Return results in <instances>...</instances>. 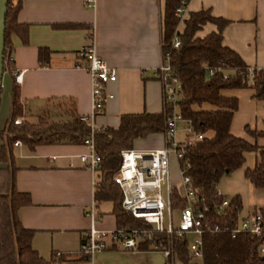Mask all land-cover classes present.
I'll list each match as a JSON object with an SVG mask.
<instances>
[{"label": "crops", "instance_id": "crops-1", "mask_svg": "<svg viewBox=\"0 0 264 264\" xmlns=\"http://www.w3.org/2000/svg\"><path fill=\"white\" fill-rule=\"evenodd\" d=\"M17 2L21 4L17 21L27 26V34L24 39L10 36L7 58L13 62L2 77L0 132L11 115L15 72L23 74L22 83L17 85L23 121L35 123L43 116L57 122L69 120L71 112L77 118L90 114V77L78 67L77 54L89 44L92 33L97 55L117 73V80L106 86L113 99L95 118L96 127L116 130L124 115L163 111L162 86L155 71L162 62L165 0H97L94 11L88 10L83 0H14ZM201 11L226 22L223 46L235 52L248 68L264 70V0H189L183 21L190 13ZM183 21L178 32L184 30ZM217 30L216 25L206 24L196 36L204 38ZM40 49L50 53L47 65L40 64ZM253 94L252 89L222 93L238 99L230 133L264 149V138L253 140L245 132V128L264 132V100L253 98ZM55 116L59 119L54 120ZM181 135L184 139L183 130ZM164 140L163 134L138 139L133 150L160 149ZM85 153L82 144L40 145L34 150L23 144L14 147L15 186L30 198V205L22 207L18 217L25 229L34 232L31 244L40 256L50 260L59 252L60 264H184L153 246L128 250L111 245L93 258L79 251L89 230L86 212L91 205L99 217V229H117L112 203L94 199L99 172L92 174L83 168L79 156ZM258 159L256 153L246 154L244 165L217 185L225 198L240 197V218L264 209V188H255L244 175Z\"/></svg>", "mask_w": 264, "mask_h": 264}, {"label": "trees", "instance_id": "trees-1", "mask_svg": "<svg viewBox=\"0 0 264 264\" xmlns=\"http://www.w3.org/2000/svg\"><path fill=\"white\" fill-rule=\"evenodd\" d=\"M189 0H165L163 15L162 53L170 57L172 76L181 84V99L178 111L183 120L190 121L193 129L203 136L186 148L180 164L187 168V175L197 198L196 209L203 211L202 258L196 261L188 250V238L170 240L151 231V226L135 220L121 208L122 193L113 183L112 176L121 163L120 153L132 150L138 139L164 134L169 110L158 114L141 113L124 115L116 130L105 129L94 136L96 152L102 161L99 180L94 190L96 202H111L118 229H142L148 231L150 239L141 246L148 249L159 243L172 245L177 257L184 264H264V232L260 236L247 233L233 235L242 205L239 196L229 199L221 212L219 206L225 197L217 196V185L223 177L240 169L248 153H256L259 159L253 169H247L245 178L257 189L264 188V149L256 143L238 138L230 133L234 114L238 110V99L222 95L227 90L252 89L253 98L264 100V70L254 69L252 76L240 57L222 44V31L226 22L211 16L209 11L190 13L184 20V30L177 31L180 19L175 16L182 2ZM20 2L8 0L5 19L4 60L10 49V36L25 38L27 26L17 21ZM206 24L217 26L213 32L199 38L196 34ZM178 37L180 46L173 48L172 40ZM49 51L39 50L41 65L48 64ZM4 70H6L4 68ZM213 71V75H209ZM227 77L224 79V77ZM71 112V111H70ZM19 88L12 89L11 115L0 132V264H60L55 253L50 260L44 259L32 247L34 232L25 229L18 217L22 207L30 205L27 194L17 191L15 186L14 144L21 142L30 150L40 145H81L89 135V128L70 113L69 120L50 122L38 117L35 123L24 120L19 125L14 120L22 118ZM245 132L253 140L264 138V132ZM172 212L186 207L176 187L170 191ZM255 213L262 218L264 209ZM218 227L219 232L207 229Z\"/></svg>", "mask_w": 264, "mask_h": 264}, {"label": "built area", "instance_id": "built-area-1", "mask_svg": "<svg viewBox=\"0 0 264 264\" xmlns=\"http://www.w3.org/2000/svg\"><path fill=\"white\" fill-rule=\"evenodd\" d=\"M84 6L94 11L97 6V0H83ZM186 1L182 2L181 7L175 11V16L182 22L184 11L187 6ZM89 44L79 50L77 56L79 59L78 67L84 69L91 82V112L89 115L78 117L79 121L84 123L90 131V135L84 139L82 146L86 153L79 156V161L83 168L92 174L99 172L101 157L96 152L94 136L97 132L105 129L97 128L95 118L103 114L105 104L113 96L106 92V86L117 80L116 70L110 67L105 60L100 58L95 50L93 33L88 37ZM173 48L180 46L178 37L172 40ZM12 58L4 60V68L12 66ZM253 69L248 68L247 74L251 77ZM213 75V71H209ZM14 83L20 85L23 80L22 72H15ZM155 78L162 86L163 110H169V117L166 121L164 132V146L160 149L148 151L125 150L120 153L121 163L114 172L112 181L116 184L122 193L121 208L124 212L130 214L133 219L141 220L151 226L154 233L164 234L172 243L174 238L183 240L192 236L193 240L188 243V250L193 259L201 261L202 258V222L203 211L196 209L197 198L194 193L191 179L187 175V168L180 164L185 155L186 148L194 142L203 139V136L197 133L190 121L183 120L178 111V102L181 99V84L178 79L172 76L170 57L168 54H162V62L155 71ZM227 77L225 76L224 79ZM23 122L22 118L14 120L15 125ZM179 122L185 124L183 130L184 140L178 141L177 125ZM21 142H16L14 146L20 147ZM171 159L178 163V173L183 187L182 198L186 201V207L179 212H172L170 205V191L174 187L170 183V162ZM217 196H222L217 191ZM224 197V196H223ZM229 204V199L224 198L219 206L218 212H221ZM174 214H177L175 219ZM89 218V230L82 238L79 251L89 258L102 250L108 249L111 245H117L122 249L137 250L140 246L147 243L150 239L148 231L142 229H116L108 232L97 227L99 217L95 206L91 205L86 212ZM207 229L213 233L219 232L218 227ZM264 232V225L259 214L254 213L249 217L237 219L234 234L247 233L253 236H260ZM154 248L160 250L166 257L173 259L176 253L170 247L159 243ZM264 253V247L260 249ZM55 258H60V253H55ZM201 264V263H199Z\"/></svg>", "mask_w": 264, "mask_h": 264}, {"label": "rangeland", "instance_id": "rangeland-1", "mask_svg": "<svg viewBox=\"0 0 264 264\" xmlns=\"http://www.w3.org/2000/svg\"><path fill=\"white\" fill-rule=\"evenodd\" d=\"M55 107L57 109L58 108L61 109V107H59L58 105H55ZM60 113H62V111H60ZM53 119L54 120L55 119H59V116H55ZM177 129H178V133L176 135V139L178 141H183L184 139H183V136L181 135V131L185 129V124L183 122H179L178 125H177ZM170 163H171L170 164V183H171L172 186L176 187V189L178 190V192L180 194H182L183 193V187H182L181 179H180V176H179V173H178V163L176 162V160H172V159H171ZM174 217H175V219H177L176 218L177 214H174ZM192 240H193V237L192 236H188V243H191Z\"/></svg>", "mask_w": 264, "mask_h": 264}, {"label": "water", "instance_id": "water-1", "mask_svg": "<svg viewBox=\"0 0 264 264\" xmlns=\"http://www.w3.org/2000/svg\"><path fill=\"white\" fill-rule=\"evenodd\" d=\"M8 0H0V90L4 73L5 19Z\"/></svg>", "mask_w": 264, "mask_h": 264}]
</instances>
